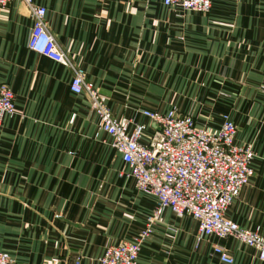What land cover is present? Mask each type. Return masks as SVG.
I'll return each mask as SVG.
<instances>
[{
  "label": "crops",
  "instance_id": "1",
  "mask_svg": "<svg viewBox=\"0 0 264 264\" xmlns=\"http://www.w3.org/2000/svg\"><path fill=\"white\" fill-rule=\"evenodd\" d=\"M68 64L28 47L33 17L22 0L0 8V81L15 109L0 122V250L10 264H101L106 245L132 238L157 205L98 128L84 70L113 115L155 125L142 107L190 112L215 128L222 104L250 142L254 174L226 215L264 236V0H212L207 14L163 0H34ZM198 104H201L198 108ZM226 105V104H225ZM264 264L234 236H206L189 215L161 209L137 264Z\"/></svg>",
  "mask_w": 264,
  "mask_h": 264
},
{
  "label": "built area",
  "instance_id": "2",
  "mask_svg": "<svg viewBox=\"0 0 264 264\" xmlns=\"http://www.w3.org/2000/svg\"><path fill=\"white\" fill-rule=\"evenodd\" d=\"M10 1L0 0V8H5ZM22 1L33 17L28 47L68 64L65 53L47 29L46 8L34 0ZM163 2L207 14L212 0ZM69 87L75 94L86 92L88 95L99 130L107 134L110 146L124 163L119 174L132 178L138 190L157 200L156 207L145 215L143 226L132 238L105 246L101 264H137L141 244L164 208L191 216L197 230L206 236H234L254 248L259 259H264V236L259 228L241 226L226 215L231 202L254 174L255 155L250 142L234 141L237 124L228 113H221L219 124L210 128L175 107L166 110L142 107L141 113L155 125L150 134H145V123L135 122L131 126L129 118L113 115L98 89L84 79L81 67L74 68ZM14 109L13 90L0 81V122ZM212 252L217 256V264L234 263L233 256L219 243L212 244ZM11 261V256L0 250V264Z\"/></svg>",
  "mask_w": 264,
  "mask_h": 264
},
{
  "label": "rangeland",
  "instance_id": "3",
  "mask_svg": "<svg viewBox=\"0 0 264 264\" xmlns=\"http://www.w3.org/2000/svg\"><path fill=\"white\" fill-rule=\"evenodd\" d=\"M226 104V105H225ZM225 104H222V109H226V108H224V107H227V110L226 111H224V110H221L220 112L221 113H226V112H229V108H230V104L229 103H225ZM200 106H201V104H198V108H200ZM187 114H190V115H192L190 112H188ZM193 116V115H192ZM193 118H194V116H193ZM195 119V118H194ZM235 120V119H234ZM197 121V120H196ZM198 124H201V123H199V122H197Z\"/></svg>",
  "mask_w": 264,
  "mask_h": 264
}]
</instances>
